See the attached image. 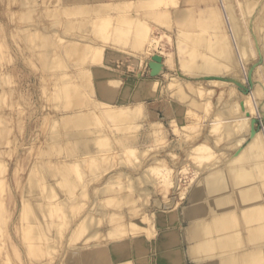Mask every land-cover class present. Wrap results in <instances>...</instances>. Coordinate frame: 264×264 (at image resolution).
I'll return each mask as SVG.
<instances>
[{
	"label": "bare ground",
	"instance_id": "bare-ground-1",
	"mask_svg": "<svg viewBox=\"0 0 264 264\" xmlns=\"http://www.w3.org/2000/svg\"><path fill=\"white\" fill-rule=\"evenodd\" d=\"M35 1H37L38 4H36ZM236 1L241 2V0H236ZM236 1L230 0L228 2L227 0H218L219 4H208L207 6L208 8L204 12H201L200 16L198 17V22H200V25L202 27L210 28L211 31L220 33L219 35H217V38H215L216 39L215 44H212L214 42L211 43L212 46L214 45V48H212L211 44H209L211 41H209V37L207 34H206L207 36L205 34L197 35L196 33L193 32L197 29V22L194 21L195 14L192 8L190 7L184 9L178 8V10L174 12L176 13V15H174L175 19L178 22L179 24L178 26L180 27L181 31L184 33V37L187 38L189 42L195 45L194 48L190 45L189 48L191 47V49L186 48L185 50H183L184 53L183 51H180V54L182 53L184 54V56H182L183 58L182 66L185 67V69L186 68L188 69L187 71L191 73L190 75L193 76L195 75L196 76L195 78H197V76H200L201 74H207V75L209 74L214 76L228 75L230 76V80L234 79L235 83L236 80H238V82L240 83V84L236 83L237 87L235 88V87H231L230 82H228L227 80L224 83L218 82L223 84V87L227 89L225 90L222 89V91L218 93L219 95L217 94V101L215 103L211 102L210 97H208L206 101L203 102L200 101L198 97V90H199L198 87L199 85L206 82L205 76L204 78L203 77L200 78L201 81L195 82V84L197 85V89L195 88L194 83L188 84L187 82H185L181 84L183 86L179 87L176 90L171 91L172 93L173 92L176 93L178 98H180L179 100L181 99L183 100V104L185 106H194L195 108L197 107V113H196L197 119L199 116L201 117L202 115L206 116V118L207 117L210 118L208 124L206 125L208 128L207 132L205 129H203L202 131L204 134L200 138H197V144H194L193 146L190 145L191 147H193V149H195V151L189 150L190 146L185 147V150L186 148L188 150L186 151L187 152L186 157L188 158V161L190 162L189 157L191 158V162H193L192 158H195L193 160H195L194 162H196L197 165H203L202 168L196 169L197 178L195 179V181L191 185L188 184V186L189 185L190 186L189 187L187 186L185 188L184 186H181L179 183L176 182V179L175 177H173V175L171 176L170 173L172 170L169 171L170 166L166 170L163 171L161 170V168L164 166V162L166 161L164 157L158 156L160 153L157 152L158 153L157 154L153 150V148L152 149L150 148L151 151L153 150L155 153L148 155V157H145L147 155L146 147L143 144L138 143V138H137L138 136L135 137L134 134H131V136L130 134L129 135L125 134L124 136L125 132L132 129L131 126L125 127L124 124L127 122L131 123L137 121L139 119V112L130 108L119 110L116 108L118 106H116L115 103H118L120 99L122 100L121 101L122 103L124 99L128 98L127 96H130L132 99L139 101L141 96L139 95V93L132 95L130 90L126 86L122 85L120 81L121 79L118 78L117 74L105 68L104 65L107 64L106 63L107 57L104 56L103 53L100 54L96 48L97 46L96 43L102 39L104 42H106L105 40L108 39L107 37L111 38L108 44L116 46L115 50L122 49V47H120L119 49L118 47L119 43L125 44L128 42H130L134 46H143V47L146 46V48L149 46V44L150 45L154 44V46H157V42H158L157 39L159 40V38L154 35L150 36L149 33L150 28H148L149 26L148 24H146V19L140 14V12L143 13L144 15H148V17L153 15H159L160 14L159 12H164L162 8L166 4L165 1L135 0L134 2H132V0H116V2L115 1L110 2L107 0H12L13 6L15 8H18L20 12V14L18 13L19 16L16 18L18 24L17 23H16L17 25L15 24L16 25L15 27L20 29L19 32L27 31L30 35L32 34V36H36L37 33L40 34V38L37 40H35V38L38 37L35 38L30 37L28 40L23 39V42L25 43L28 51H32L33 49L35 50L39 49L37 55H35L34 58L36 60L34 61V63L37 65L36 67L38 69L40 70L53 69L55 68V65L62 60L63 61L65 60L66 62L73 61L79 67L87 65V62L90 59L98 63V66L95 67L88 66L89 67L88 72L90 75L81 77L79 79V82H77L76 84L62 85L61 82V90H60L61 93L60 91L57 93L58 85L55 86L54 88L55 90L53 89V86L51 84H43L42 86L44 94L48 98L51 96L53 98V96L57 94L58 96H63L62 110L67 113L63 117L61 122V125L66 130V132L64 133L63 142L53 145L51 144L50 146L45 147L41 152V155L46 157V159L49 161L53 160L52 159L53 156H60L61 154H66L67 157L71 156V163L68 161L57 159L55 164L52 165L54 166L53 169H55L58 173L57 176L60 178L58 180L61 182L62 188L69 194L74 193L77 190L76 181L73 177V171L75 170L74 164L75 166L76 165L81 166L83 162L84 164L85 163L88 164V162L85 160L86 159L89 160V158L91 157V156L89 157V155L95 153L94 151H92V149L97 146L107 145L108 143H110L108 140L114 137L119 142V145L124 148V151H121L122 154L118 152L116 156L112 152L111 154L114 155V158L110 154L109 155L103 154V155H108L106 156V158L108 157L107 159H109V157L111 156L113 158V159L110 158L111 160H114L115 158L118 159L119 157L120 158L119 162L122 161L120 164L122 165L124 164V166L125 164H127V166L130 165L131 170L132 169L135 170V168L139 167L141 163L143 167L141 171L139 170L140 172H138L136 169L137 171L136 173H138V175L137 176L134 175V177L133 175L129 174L128 172L129 170L126 168L127 166L120 167L111 173L110 175L111 179L114 176L118 178V175L121 176V174H125L127 177L128 176L127 174H129L130 176L128 177L129 178L132 177L133 183L135 185H140L137 187L138 190H141V193L143 194L144 192L145 194H147L146 193L147 190L145 188L146 186L141 187V184H144V182L147 180H149L150 182L152 181L156 185H159V188H155V189H160L161 188L160 186H162L163 189L165 187L166 190L171 189V187L173 186L174 188L176 187V190L180 192L178 193L179 198L180 196L184 197L185 196L184 194L187 192L186 197L184 198L186 202L185 204H181L182 200L177 199L176 196L173 197L171 201L169 200L170 202H167L166 204H163L161 202L162 200L160 201L158 198L156 199L153 196L152 198H154L155 201V210L154 209L150 210L147 216L155 215L154 218L156 223H159L161 225L173 224L174 227L172 226L171 229L168 227L165 230L163 229V231L161 232H159L158 230L157 232L158 235H155V237H153L151 242L148 243L149 246L147 248L143 247V244L146 241H144L142 238L131 239L129 242H126L124 244L115 247L114 250L116 251V253L125 251V254H123V256L127 257L130 255V250H131V251H135V253H137L138 255H144L148 253L149 248L155 247L160 251L159 252L160 259L164 258L170 260L172 263L177 264L179 262L182 263V261H179V257H180L179 249H177L176 247H178L179 246L178 244L180 243L181 244L185 243V248L187 249V253L192 259L191 261H193V264H264V137H262L261 132H255V131L250 132V128L248 127V120L251 119L254 115H257L259 113L261 114L262 110L264 111V69H262V72L261 71L257 72L259 78H261L263 83L253 87L251 94V96H254L255 100L257 99L259 101V102L257 101L259 106L258 110L253 105L252 101L249 100V95L244 94L240 87L241 85H243L244 83L243 81L246 79V74L248 75V73H245V69L247 68V60L245 61L244 59L245 56L249 53V48L250 50H252V53L253 52L255 53V55L257 52L263 53V58H264V25L262 24V21L264 20V3H262L260 9L257 11V14H255V17L250 18L248 15V9L251 8L253 0H244L246 6L242 7V9L235 4ZM127 2L129 3L131 2V5L133 4V6H131ZM126 3L130 7L134 8L136 13L137 12L139 13L138 14L139 17L135 15L114 17L113 19H111L112 26L110 30L107 29L109 28L108 26L109 21L106 23L104 22L106 15L109 13L110 10L121 11L117 13L127 12ZM192 3H194V1H192ZM35 6H38V8H36L37 11L33 13L34 15L33 17L35 21L38 22V24H34L35 26L34 29L30 30L29 25L25 24L26 22L23 23L24 19L22 18H25L26 15L31 13L29 11L30 7H35ZM123 9H125V11H122ZM0 10L2 11L5 10L3 0H0ZM166 18L168 19V16ZM167 19H163L164 21L163 20L162 21L166 23ZM61 20H65L66 22H60ZM168 20L170 21V19ZM28 21L27 23L30 22ZM55 25L61 26V28L64 31H70V33L67 36L68 41L65 44H61L60 41L62 39H65L66 36L62 35L59 32V30L53 28V26ZM15 27L13 26V28ZM16 28L15 30L17 31ZM89 32L91 33V35L88 34ZM212 34L210 35V37L213 36ZM57 36L59 37V39L54 38ZM24 37H26V35ZM2 44L1 45L4 46V43ZM124 44H122V46ZM2 48L0 49L2 50ZM4 52H6V50L1 53V57L2 54H5ZM6 53L9 54V52ZM161 60H162L161 55L158 56L154 55L150 60V66H151V62L157 65L154 76L161 75V73H165V71L163 70V63L161 62ZM248 71H250V68ZM151 74H152V67H151ZM216 78L218 77L216 76L209 77V79H216ZM180 79H181V75H180ZM155 82L156 81H153L151 82V84L154 85ZM190 90L191 93L192 91H194L193 92L194 94L197 92V96H193V94L189 92ZM6 91L4 93L3 90V92H0V94L4 93L8 95L9 92L6 93ZM86 91H88L91 96H88L86 94ZM14 92L15 90L13 91V93ZM2 94L0 95V98H2V96L4 95ZM223 94H224V100L220 103L219 100L222 98ZM6 95H4V97ZM201 95L203 96V94ZM118 96L121 98L118 99ZM0 101L2 100L0 99ZM2 103L3 102L0 103L1 106L3 105ZM5 103L6 102L4 100V104ZM97 106L104 108L106 106H113V107H111L109 110H105L102 113H100L95 110ZM181 108L177 109L178 110L177 115L183 113V111H181ZM195 112L196 110H194L193 113ZM99 121H102L103 123L100 124ZM55 123L56 122H54L53 124L56 126ZM197 124L201 126V128H199L200 126L198 127L196 125L197 129L201 131L202 129L201 120L198 119ZM99 126H103V129L99 128ZM159 128L160 125L156 126L152 131L155 130L157 131L159 130ZM186 129H190V128H186ZM243 130L245 135L243 134H241L240 136L237 135L241 133ZM247 130L248 132H246ZM209 132H211V135L214 133V135L211 136ZM200 133L202 134V132ZM154 134L152 135L157 136L156 132ZM54 136L58 138V135L57 136L54 135ZM48 137L50 136L48 135ZM154 139L157 140L156 137H154ZM244 140H246L245 145L242 144ZM195 145L197 147H195ZM156 146L154 147L156 148ZM31 147L36 149V147L33 146ZM31 147L30 148L26 147V148L31 149ZM156 149H158V147ZM5 151L8 152L9 150L7 149L4 150V148L3 149L0 148V161L3 159V161L5 162L6 158H2V156L10 154V153L6 154ZM225 152H227V155L225 154ZM11 153H12V149H11ZM217 154L218 155L225 154L227 157L224 156V160L219 163V160H221V158L218 156V158L216 157L217 161L208 163V161H211L213 159L212 157H214V155ZM19 155L20 156L17 157L20 158V160L22 161L21 158L22 153L20 152ZM170 155H173L172 157L175 158V154L171 153ZM116 159L115 162L119 160ZM111 160L109 161L112 164ZM20 163L21 162L19 161V164ZM22 163L21 165H23ZM99 163L101 162L99 161ZM99 163L98 164L95 163V164L96 166L98 165V171L100 173L102 168H100ZM84 164L82 165L83 167L81 168L76 166L77 170L78 168H80L83 170L81 171L84 172L83 168L86 165ZM5 165H4L5 169L0 167L1 169L0 174H3L4 171L5 172L7 171L6 170L7 161ZM14 165H17L19 167L17 161L16 164ZM109 165L108 167L107 165H105L107 168L103 165L106 168V169L103 168V171L104 170L108 171V169L111 167ZM33 166L35 167V171L33 172L32 176L29 178L28 183L25 181L26 185L29 188H33L37 183L41 182L42 181L41 176L43 177L51 176L49 174L50 172L48 170V164H46L45 161L38 162L35 165L33 164ZM18 167H16L15 169V174L17 169H18L17 171L18 173L19 170L21 171V169H19L21 167L19 168ZM95 167L92 168H94L95 172L97 173L96 171L97 167L96 168ZM167 170L169 171L170 174L169 176L168 173L166 172ZM94 173H92V175ZM99 173L97 174L102 175ZM6 174L7 173H5L6 176L4 177L5 179L7 178ZM95 175L96 174L93 175L92 179H94ZM1 176L2 175H0V188L2 185L4 186H2L1 189L3 190L0 189V192L3 191L5 192L7 191V189L5 188H7L9 184H7L8 180L3 179L2 178L3 176L2 177ZM20 177L23 176L20 175ZM20 179L19 180L22 183L23 182L22 178ZM106 179L107 178H105V183L106 182L108 183L110 179L107 181ZM130 180L131 178L126 179L127 183L129 182V184L132 185V183H130ZM88 181H90V179ZM149 181L148 183H150ZM2 182H5L8 186H6V184ZM83 182L86 181L83 180ZM23 183L21 185L22 187L24 185ZM19 184L20 183H18L17 185ZM84 187H86V185ZM134 188L130 187L131 190ZM127 189L129 190V188ZM147 189L149 193L150 191L153 190V189L150 190V187ZM82 191L84 193V190ZM165 191L163 190L164 193ZM8 192L9 191L5 192L6 196L3 193H1V195L3 194L2 196H5L7 198V195L9 197V194H7ZM85 192L87 191L85 190ZM93 192L94 195L96 196L95 190ZM78 194H80L79 195L80 197L78 195L76 196L78 201L75 197H74L75 200L72 199V201L75 202L69 201L72 197L69 196V198L63 197L66 202L63 201L62 199L57 200V202L62 200L63 203H67L68 201L67 206L73 205L74 207L78 205L79 209L78 206H76L75 208H77L76 211L77 210L79 211L82 208H84L86 204L85 201L87 194L86 193H84L85 195L83 194V196L85 197L84 198L85 201L82 200L83 202H85L83 207L80 205L82 204V202H80V204L76 203V201L79 202V200L83 198L80 192H78ZM145 196L143 197H145V199L147 198V200L144 199V202H149L148 200L149 198L147 197V195ZM166 197L167 198L169 197L168 192ZM142 199L140 198V200ZM97 200L95 201L97 202ZM4 201L5 200L3 199V201L1 202L5 204L4 206L5 209L7 210L8 207L6 202L9 200L5 202ZM109 201L108 203H110ZM122 201L123 203H125V205L133 206L134 207L133 209L136 211L135 215L136 216L139 215V210L135 206L137 204L136 198L128 195L122 198ZM3 203L0 204L2 207H4ZM8 203H10V201ZM54 203L52 204L54 205V207L58 205V203L57 205L56 202ZM100 203L97 207H100ZM61 204L62 203L59 202L58 206L60 207ZM145 205L146 204L144 203V206ZM51 206L49 205V207ZM58 206L55 208H57V211L60 210L59 211L60 214L62 212L61 210L63 209L62 208L63 206L60 207L62 209L58 208ZM64 206L66 208H64L65 212L63 215L66 216L65 218H67L68 221L70 219L72 220L73 219L72 216L71 218L70 216L67 217L68 214H72L69 213L68 211L69 207H67L66 205ZM73 207L72 210L70 208V211L72 212H73ZM80 207L82 208L80 209ZM102 207L103 205L101 206V210H103L105 213V209H102ZM1 209L4 210L3 208ZM46 210L47 209H45L44 211L37 208L36 210L37 216L47 220L50 219V216ZM97 210L99 211V208ZM175 210L176 212L177 211L179 212V216L177 215L178 220L168 221L167 217H169L171 215V212ZM88 211L90 212L92 210H87V212ZM103 211H101V215H103L102 214ZM3 213L0 214V218L4 216ZM105 215L106 213L103 216ZM6 216L9 217V215H5L4 217ZM8 217L4 218L3 220L1 219L0 222L3 221L8 222V220L5 221L6 219H8ZM79 222L76 221L74 222V224H72L71 231L76 230L75 227L78 226ZM181 222L182 224L178 225V223L180 224ZM122 223L123 222H121L120 224L122 225ZM56 224L55 227H57V225L59 227L60 224L57 225ZM99 224L100 223L99 221H97V218L88 217L87 222L84 226L86 228L85 229L86 231L83 233V236H86L89 240L95 239V241H101L103 236H98L97 234L100 233ZM5 227L7 228V223ZM5 227L4 228L0 227L1 228L0 231L5 229ZM50 227L53 228L54 224H50ZM134 227L136 226L134 225ZM21 229L19 228V231L23 233L24 228L21 227ZM47 229H50L49 226L47 227ZM32 231L34 230L32 229ZM8 233L9 232L6 231V234ZM73 233L74 232L71 233L70 237L73 235ZM36 235H39V233H36L34 231V233L30 237L36 238L37 237ZM2 238L4 237H1V239ZM5 238L9 239L10 237L9 236L7 237L6 235ZM2 240H0L1 243ZM8 242L10 243L12 242V246L10 247L13 248L14 246L13 239L7 240V243ZM1 243L0 246L4 247L2 246L4 242L2 244ZM10 243H8V246ZM4 249L6 250L5 247L3 248V251ZM8 249L11 250L10 248H7L6 251H9ZM13 249L11 251L14 250L16 251V249L14 250ZM104 249L101 250L102 253L101 252L99 253L102 254L103 257L105 254L103 253L105 251ZM30 251L32 252V256H31L32 259H41V257L44 254L40 246H33ZM82 251L84 252L85 250ZM10 252H6L5 254L6 255L8 254V256H10L11 254ZM31 252H29V254ZM76 257L78 259V256H76L75 254V258ZM87 257L86 258L84 257V260L79 263L101 264L100 262L101 260L97 261V263L96 261H94L95 258L91 257L90 252H89V257L92 258L93 260H89V258ZM106 258L109 260L108 257ZM123 258L124 257H120L119 261L121 262ZM75 262L78 261L76 260ZM72 263L73 262H71V264Z\"/></svg>",
	"mask_w": 264,
	"mask_h": 264
},
{
	"label": "rangeland",
	"instance_id": "rangeland-1",
	"mask_svg": "<svg viewBox=\"0 0 264 264\" xmlns=\"http://www.w3.org/2000/svg\"><path fill=\"white\" fill-rule=\"evenodd\" d=\"M107 1L116 2V0H107ZM134 1L135 0H132V2ZM163 1H165L166 3L162 8L164 12H159L160 13L159 15H153V16L148 17V15H144L143 13L140 12V14L146 19V24H148L149 26L148 28H150V31H149L150 36L154 35L159 38V40L157 39L158 41L157 46H154V44L152 45L149 44L148 46L149 49H148V47L146 48V46L144 47L134 46L130 42H128L125 44L119 43V46H118L119 49L120 47H122L123 50L122 49L115 50L116 46L108 44L111 38L107 37L108 39L106 40L104 39L106 42H104L103 39L99 40L96 43L97 45L96 48L100 54L103 53V55L107 57V61H106L107 64L104 65L105 68L116 73L118 78L121 79L120 81L122 85L126 86L130 90L132 95L139 93V95L141 96L139 101H136L132 99L130 96H127L128 98L124 99V101L121 103L122 100L120 99L121 97H119L121 95H119L118 99L120 100L118 101V103H115V105L118 106L116 108L119 110L130 108V109H133L139 112V119L137 121H134L131 123L127 122L124 124L125 127L126 126L132 127V129L130 128L131 130H128L127 132L124 133V136L125 134L126 135L130 134V136L131 134H134L135 137L138 136L137 137L138 143L143 144L146 147L147 155L145 157H148V155L153 154L155 152L160 153L158 156L164 157L166 161L164 162V166L161 168V170L162 171L166 170L170 166L169 171L172 170L170 173L171 176L173 175V177H175L176 179V182L186 188L188 184L191 185L197 178L196 169L202 168L203 165H197L196 162H194L195 160H193L195 158H192L193 162H191V158L189 157V160H190L189 162L188 158L186 157L187 156L186 151L188 150L187 148L185 150V147L187 146L189 147L190 145L193 146L194 144H197V138H200L204 134L202 130L205 129L207 132L208 128L206 125L208 124V121L210 120V118L208 117L206 118V116L204 115L201 116L202 118L199 116L198 119L201 120L202 122V129L201 131L198 130L197 126L199 127L200 125L197 124V120H198L197 115H196L197 107L195 108L194 106H185L183 104V100L182 99L179 100L180 98H178L176 93L175 92L172 93L171 91L176 90L179 87L183 86L181 84L185 82H187L188 84H192V83L195 84V82L201 81L200 80L201 77L204 78L205 76L206 82L199 85L198 87L199 89L198 97L200 101L202 102L206 101V99L210 97L211 102L215 103L217 101V94L220 93L222 89L223 90L227 89L223 87V84L218 83V82L224 83L227 80L228 82H230L231 87H235V88L237 87L236 83L237 84H240V83L238 82V80H236V83L234 79L230 80V76L228 75H224V76L215 75L216 77H218L216 78L217 80L209 79V77H215L214 75H209V74L208 75L201 74L200 76H197V78H195L196 77L195 75L194 76L190 75L191 73L187 71L188 69L187 68L185 69V67L182 66L183 64L182 56H184L183 50H185L186 48L191 49V47L189 48L190 45L194 48L195 45L189 42L187 38L184 37V33L181 31L180 27L178 26L179 24L175 19L174 15H176V13L174 12L177 11L178 8H183V9L188 8V7L192 8L195 14L194 21L197 22V29L193 32L196 33L197 35L207 34L209 37V41H211L209 44H211L212 42H214L212 44H215V41H216L215 38H217V35H219L220 33L211 31L210 28L202 27L200 25V22H198V17L200 16L201 12H204L208 8L207 7L208 4H219L218 0H210V1L209 0H163ZM192 1H194V3H192ZM227 1L229 2L230 0H227ZM3 2H4L5 10L3 11L0 10V22H1L0 42L4 43V46H2L3 45L2 43H0V45L2 44L0 48L3 47L2 50L0 49V72H1L0 73V92H3L4 90V93H5V91L7 90L6 93L8 92L9 93L8 95L3 93L4 95H6L5 97L1 93L3 96L2 98H0L2 100L0 101V103L3 102L2 104L4 105V106L2 105L3 106L2 107L0 104V148L2 149L4 148V150L6 149L9 150L8 152L5 151V153L6 154L10 153V154L2 156V158H6L5 160L7 161V167H6L7 171L6 172L4 171V173L2 172L3 174H0V175H2L3 177L2 176L1 177L5 179L4 178L6 177L5 173H7L6 179L8 180L7 181L8 183L6 181L5 182L9 184V186L5 182H2V183L6 184V186L9 187V189L8 187L7 188L3 187L7 189V191H9L7 193L9 194V197L8 195H7L8 199L5 197L6 196L5 192L7 191L0 192V204L3 203L1 202L3 201V199L5 201L9 200L10 203H8L9 201L6 202L7 207H8L7 210L5 209L4 203H3L4 207L0 205L1 208L5 210L4 211L0 208L2 210V211L0 210L1 211L0 214H2L4 211L5 213V214L3 213L4 216L9 215V217L8 216L4 217L2 215L3 217L0 218V220L1 219L3 220L4 218L8 217V219L5 220V221L8 220V222H4V221L0 222L1 224L0 227L4 228L7 223V228L5 227V229L7 232H9L8 233L9 235L6 234L5 229L2 228L3 232L0 231L2 232L0 233V235H2L0 236V240L3 239L2 243L3 242L4 243L2 246H4L6 250L7 248H10L11 250L14 248L16 249L18 253L14 249H13L14 251H11L9 249H8L9 251H6L4 249V251L6 252L11 251L10 252L11 254L9 253L10 256H8V254L6 255L5 254L6 252L3 251L4 247L0 246V264H71V262H73L72 264H74L76 260L78 262H75V264L76 263L80 264L79 262L83 261L84 257L86 258L87 255H88L87 258H89V260H93L92 258H95L94 261H96V263L97 261L101 260L100 261L101 264H159V263L160 264H175V263H172L170 260H167L164 258L160 259L159 257L160 251L156 249L155 247H154L155 250L153 247L149 248L148 253L144 255H138L137 253H135V251L130 250V255H129L130 257L123 256V254H125V251L116 253V251L114 250L115 247L121 244H124L126 242H129L131 239H139V238H142L144 241H146L143 244V247L147 248L149 246L148 243L151 242L153 237H155V235H158L157 233L158 230L159 232H161L163 231V229L165 230L168 227L171 229V227L173 226V224L161 225L159 223H156L155 218H154L155 215L147 216L150 210L152 209L155 210L154 198L156 199L158 198L160 201L162 200L161 202L163 204H166L167 202H170L173 197L176 196L177 199L182 200L181 204H185L186 202L184 198L186 197V194H187V192L185 191L186 192L184 194L185 196L183 195L184 197L180 196L179 198L178 193L180 192L176 190V187L174 188L173 186L171 187V189L166 190L165 187L163 189V187L160 186L161 187L160 189H155V188H159V185H156L152 181L150 182L149 180H147L144 182V184H141V187L146 186L145 188L147 190L146 192L147 194H145L144 191L143 192L149 198L148 199L149 202H144V199L146 196L143 193H141V190H138V187H137L140 185H135L133 183L132 177H130L132 180V182L130 180V183H132V185L129 184V182L127 183L126 181V179H130L128 176L133 175L134 177V175L135 176L138 175V173L136 172L141 171L143 167L142 163L141 165H139L140 168L136 167L135 170L134 169L131 170L130 165L127 166V164H125L124 166V164L123 165L120 164L122 161L119 162L120 161L119 157H118L119 160L115 158L116 160H118L117 161L118 164L117 162H115V159L111 160L110 158L112 157L114 158V155L116 156L118 152L122 154L121 151H124V148L119 145V142L114 137L108 140L110 143H108L107 145L97 146L92 149V151H94L95 153L89 155V157L91 156L89 160L87 159L85 160L88 162V164L85 163L86 164L85 165L83 162V164L85 165L83 168L84 172H82L83 170L80 169L81 167H83L82 166L83 164H81V166L76 165L77 167H80L78 168V170L74 164V169L76 171L75 170L73 171V177L77 185V190L74 193L69 194L62 188L61 182L58 180L60 179L57 176L58 173L55 169H53L54 166L52 165L55 164L57 159L68 161L71 163V156L67 157L66 154H61L60 156H53L52 157L53 160L49 161L46 159V157L41 155V152L45 147L50 146L51 144L53 145V144L63 142V137H64V133L66 132V130L61 125V122H62L63 117L67 113L62 110L63 96H58L57 94V95H54L53 98L52 96L49 97L50 98L49 99L44 94L42 86L43 84H51L54 89L55 86L58 85L57 86V93H58L61 90V82H62V85L63 84H70V85L76 84L77 82H79V79L81 77L90 75L88 72L89 70L88 66L95 67V66H98V63L90 59L87 62V65L79 67L73 61L66 62L65 60L64 61L62 60L59 63H57L55 65V68L53 69H44V70L38 69L36 67L37 65L34 63V61H36L34 58H35V55H37L39 49L37 50L33 49L32 51H28L25 43L23 42V39L28 40L30 37H34V38L38 37V38H35V40H37L40 38V34L37 33L36 36H32V34L30 35L27 31L19 32L20 29L15 27L18 24L16 18L20 14L19 9L13 6L12 0H3ZM35 3L38 4L37 1H35ZM127 3H126L127 9H128V10L126 9L127 12L117 13L121 11L110 10L109 13L106 15V17L104 16L105 17L104 22L106 23L109 21V24L107 23L109 28L107 29L110 30L112 26L111 19H113L114 17H123V16H128V15H135L139 17L138 16L139 13L138 12L136 13L134 8L130 7ZM262 3H264V0H253L251 8L248 9V15L250 18L255 17V14H257V11L260 9ZM129 4L131 5V2ZM235 4L238 5V7H240L241 9L242 7L246 6V4L244 3V0H241V2L236 1ZM131 6H133V4ZM36 8H38V6L30 7L29 11L31 13L26 15L25 18H22L25 20V21L23 20V23L26 22L25 24L29 25L30 30L34 29L35 27L34 24H38V22H36L33 17L34 16L33 13L37 11ZM122 11H125V9H123ZM167 16H168V19H170V21L172 22H170L166 18ZM26 19L28 20L31 19V20H29L30 21L29 22ZM163 19H167L168 22L167 21L166 23L163 22L164 21ZM27 21L29 23H27ZM60 22H66V21L61 20ZM262 24L264 25V20L262 21ZM59 25H55L53 26V28H55L56 30H59V32L62 35L66 36L65 39H62L60 41L61 44H65L68 41L67 36L70 33V31H64ZM13 26L17 29V31L15 30V28H13ZM210 33L211 34L213 33L212 34L213 36L211 37H213L214 39L210 37L211 35ZM88 34L91 35L90 32ZM23 35L24 36L26 35V37H24ZM54 38L59 39L58 36ZM122 44H124L125 46L124 45L122 46ZM212 48H214V45L212 46ZM5 50L6 52H9V54L4 52L7 55L2 54V57H1V53ZM180 51H183V53L181 52L182 54H180ZM154 55L162 56L161 62L163 63V70L165 71V73H161V75L154 76L151 74L150 60L152 56ZM185 60H186V57H185ZM244 60L245 61L247 60V68L245 69V73H248V75L246 74V79L244 81L242 78V81L244 83L240 87L244 94L249 95V100L252 101L253 105L258 110L259 109V106L257 103L258 100L257 99L255 100L254 96H251V94H252L253 87L263 83V81L261 80V78H259L257 74V72L259 71L262 72V69H264L263 53L257 52L255 55V53L254 52L252 53V50H250L249 48V53L245 56ZM249 68H250V71H248ZM180 75H181L182 80L180 79ZM153 81H156L154 85L151 84V82ZM143 83H145L146 85ZM195 88L197 89L196 84H195ZM14 90L15 92L13 93ZM201 90H202V93H201ZM189 92L191 93V90ZM193 92L194 91H192L191 94H193V96H197V92L195 94ZM86 94L88 96H91L88 91H86ZM201 94H203V96ZM4 100L7 103V105L6 103L4 104ZM223 100H224V94L222 98L219 100V102L221 103ZM111 107L113 106H106L105 108L97 106L95 110L102 113L105 110H109ZM179 108H181V111H183V113H181L180 115H177L178 114L177 109ZM194 110H196L195 113H193ZM54 122H56L55 123L56 126L53 124ZM99 122L100 124L103 123L102 121H99ZM159 125H160V128L159 130H157L158 133L156 130L152 131L154 130L156 126H159ZM248 127L250 128V132L251 131L261 132L262 137H264L263 135L264 134V111L263 110L261 114L259 113L257 115H254L251 119L248 120ZM99 128L103 129V126H99ZM186 128H190V129H186ZM199 128H201V126ZM155 132L157 136H154ZM200 132H202V134ZM246 132H248V130ZM209 134L211 135V132H209ZM241 134L245 135L244 130L237 135L240 136ZM48 135L50 137H48ZM54 135L56 136L58 135V138L55 137ZM213 135L214 133L211 136ZM154 137H156L158 141L155 140ZM159 137H161L162 139ZM246 140H244L242 144L245 145ZM31 146L36 147V149L32 148ZM154 146H156V148L158 147V149L160 150L156 149ZM26 147H29V148L31 147V149L29 148L27 149ZM195 147L197 146L195 145ZM150 148L151 149L153 148L155 152L153 150L151 151ZM11 149H12V153H11ZM189 150L195 151V149H193V147L191 146ZM159 151H162V152H159ZM20 152L22 153L21 158H22L23 163L20 160V158L17 157V156H20L19 155ZM112 152L114 153V155L111 154ZM171 153L175 154V158L172 157L173 155H170ZM103 154H108V155L110 154L112 155V157L110 156L109 159H107L108 157L106 158V156L108 155H103ZM225 154L227 155V152H225ZM225 154L214 155V157H212L213 159L211 158L212 160L208 161V163L217 161L216 157L218 158V156L221 158V160H219V163L222 162L224 160V156H226ZM17 158L23 165H21V163L19 164V161ZM109 160L112 161V164ZM184 160L187 163H185ZM6 161L4 162L2 159L0 162L1 163L4 162L6 164ZM16 161L19 167L21 168H19L17 165H14L16 164ZM41 161H45L46 164H48V170L51 176L49 177L41 176L42 181L37 183L33 188H29L26 185V182L28 183L29 178L32 176L33 172L35 171V167L33 166V164L35 165ZM99 161L101 163H99ZM97 162L99 163L100 168H102L100 173L98 171V165L96 166V164H98ZM109 162H110V165H109ZM1 163H0L1 165L0 167L4 168L6 165L3 163L5 165L4 166ZM114 163H116L118 166ZM103 165L104 166L107 165V167L109 165L111 166L110 167L111 169L109 168L108 171L104 170L105 171L104 172L103 168H105L106 166L104 167ZM95 166L97 167L96 169L97 173L102 174V175H98L95 172V169L92 168ZM16 167L21 169V171L19 170V173H18L17 172L18 169H17L16 174H15ZM120 167H126L129 170L128 172L130 175L127 174L128 178L126 177L125 174H121L123 178L120 175H118V178L114 176L111 179L110 178L111 173ZM169 171L168 170L166 171L168 173V176L170 175ZM92 173L96 174L94 176V179H92L94 175V174L92 175ZM20 175H22L23 177H20ZM81 175H82V178H81ZM20 178H22V181L24 182V183L22 182L24 184L23 187L21 186L22 183L20 182L21 180ZM105 178H107L106 181L109 179L112 181L109 180L108 183L107 182L105 183ZM89 179L90 181H88ZM83 180L86 182H83ZM148 181L150 183H148ZM18 183L20 184L17 185ZM128 184L131 186H129ZM83 185L84 186L86 185V187H84ZM93 187L96 189H94ZM130 187H133V188L136 187V188L131 190ZM149 187H150V190L153 189L152 191H150V193L147 189ZM127 188H129V190ZM81 189L84 190V193L87 194L86 195L87 197L89 196L88 198L86 197V201L84 200L85 198L83 196L84 193ZM93 189L96 192V196L94 195ZM85 190L87 192H85ZM163 190L164 191L166 190L168 192V196H169L168 198L166 197L167 192L165 191L164 193ZM138 191L142 195H140ZM78 192H80L82 194L81 196L83 197V198L81 197L82 199L79 200V202H77L78 199L76 198L77 195L78 196L80 195L78 194ZM1 193L5 194V196H2L3 194L1 195ZM162 193H164L166 196ZM128 195L137 199V204L135 206L139 210L138 216L135 215L136 211L133 209L134 208L133 206L125 205V203H123L122 201V198ZM139 195L142 197H140ZM69 196L70 197L72 196L69 201H72V199L75 200L76 198L77 199L76 203L80 204V202H82V204H80L82 207L84 203L86 202L84 208L80 207V209L81 208L82 209L79 211L77 210L79 214L76 211L77 208H75L78 205L73 207V205L67 206L68 201L67 203H63V201H65L64 198L65 197L69 198ZM153 196L154 198H152ZM97 198L98 200L99 199L100 200L98 201ZM110 198L112 201L110 200ZM140 198L141 199L143 198V199L140 200ZM60 199H62L63 201L61 200L62 202L61 201L59 202L69 207L68 211L69 213H72V214L67 215V217L68 216H70V218L71 216L73 217L72 220L69 218L70 222L68 221L67 218H65L66 216L63 215L65 212L64 208L66 207L62 204L61 206H63L62 207L63 209L60 208L61 206L60 207L58 206L59 202H57V200H60ZM94 199L97 200V202ZM82 200L85 202H83ZM145 200H147V198ZM108 201L110 203H108ZM54 202H56V205L58 203L57 205L58 208L62 209L61 210L62 212L60 214H59L60 210L57 211V208H55L57 206L54 207V205H52ZM72 202H75V201H72ZM99 203H100V207H97ZM144 203L146 204L145 206H144ZM49 205L50 206L52 205V206L49 207ZM102 205H103L102 209H105V213H106L105 216H103L105 214L104 211L101 210ZM72 207H73V212L70 211V208L72 210ZM37 208L44 210V211L45 209H47L46 211L49 214L50 219L47 220V219L38 217L36 214ZM98 208H99V211L97 210ZM78 209H79V206H78ZM87 210H92V211L87 212ZM101 211H103L102 213L103 215H101ZM59 215H62V216H59ZM177 215L179 216L178 211L177 212L176 210L172 211L171 215L167 217L168 221L170 220L177 221L178 220ZM87 216L95 217L97 218V221H99L100 233H97V234L98 236H103L101 241H95V239L89 240L86 236H83V233L86 231L85 230L86 228L84 226L88 219ZM76 221L77 222L80 221V222L78 226L75 227L76 230L71 231L72 224H74V222ZM121 222H123L122 225L120 224ZM2 223H3V226H2ZM56 223L62 226L59 225L58 227ZM50 224H54V227L51 228ZM55 224L57 225L58 228L55 227ZM181 224L182 222L180 224L178 223V225H181ZM134 225L137 227L138 230L136 229V227H134ZM20 226L24 228L23 233L19 231V228L21 229ZM48 226L50 229H47ZM183 226H184V223H183ZM32 229L36 233H39V235H36L37 236L36 238L30 237L34 233ZM24 230L26 234L24 233ZM4 231H5V234H4ZM30 231H32L33 233ZM70 232L71 233L74 232L71 237H70L71 235ZM6 235L7 237L8 236L10 237L9 238L10 240L13 239L14 241L13 248L10 247L12 246V242L11 243L8 242L10 243L8 246L7 240L9 239L5 238ZM19 235H22V236H19ZM53 235L54 237L55 236L56 237L54 238ZM1 237H4V238L1 239ZM46 244H48L49 246ZM178 245L179 246L176 248L179 249V255H180L179 261H182V263L179 262L177 264H193V261H191L192 259L190 258L189 254L187 253V249L185 248V243H182V244L180 243ZM33 246H40L41 249L43 250L44 254L41 257V259H32L31 257L32 252L30 250ZM102 249H104L107 252V255L105 251L103 252L105 253L104 254L105 258L103 257L102 254H99L100 252L102 253L101 251ZM82 250H85L84 251L85 253ZM88 251L90 252V255L92 258L89 257ZM29 252L31 253L29 254ZM75 254L76 256H78V259L77 257L75 258ZM96 257H97V260H96ZM106 257H108L109 260ZM120 257H124L121 262L119 261ZM105 260L106 261L108 260L109 262L108 261L106 262Z\"/></svg>",
	"mask_w": 264,
	"mask_h": 264
},
{
	"label": "water",
	"instance_id": "water-1",
	"mask_svg": "<svg viewBox=\"0 0 264 264\" xmlns=\"http://www.w3.org/2000/svg\"><path fill=\"white\" fill-rule=\"evenodd\" d=\"M151 67H152V75H154L156 68H157V65H155V63L151 62Z\"/></svg>",
	"mask_w": 264,
	"mask_h": 264
}]
</instances>
